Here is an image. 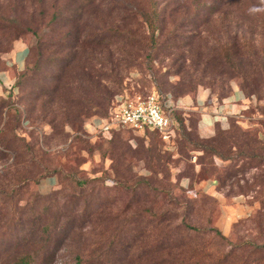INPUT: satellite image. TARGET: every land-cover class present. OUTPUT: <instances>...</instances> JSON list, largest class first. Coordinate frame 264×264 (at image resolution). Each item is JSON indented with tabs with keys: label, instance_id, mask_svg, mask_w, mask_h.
<instances>
[{
	"label": "rangeland",
	"instance_id": "rangeland-1",
	"mask_svg": "<svg viewBox=\"0 0 264 264\" xmlns=\"http://www.w3.org/2000/svg\"><path fill=\"white\" fill-rule=\"evenodd\" d=\"M8 1L0 0L1 43H4L1 39L3 32L15 35L19 31L18 40H22L29 48L33 47V54L38 39L29 31L18 30V22L33 18L40 25L39 31L42 33L48 26L54 3L59 4L64 16L70 15V9L76 5L70 0H46L44 3L40 0H19L15 6H19L22 12H17L12 7L14 3ZM155 1L156 4L162 2ZM214 2L217 1L207 4L209 8H216L218 11H212L209 15L203 12L198 14L193 8L166 15L168 17L165 19L160 40L165 39L168 44H174V47L167 46L163 49H151L146 40L155 27V17L152 16L147 2L145 7L149 8V12L144 17L134 13V7L114 10V0H105L103 6H97L88 17L84 16L83 20H87V33L83 34L80 29V32L74 31L72 37L80 35L79 40L91 39L96 50L92 48L89 53L95 55L101 64H106L103 66L96 63V69L103 73V77L97 79L95 88L84 89L94 100V105L100 108L92 106L82 110L83 114L78 118H74L76 110L74 113L69 112L71 120L68 124L52 129L47 123L34 121L33 118L26 123H19L20 114L15 116L14 110L8 109L10 106L6 104L2 113L0 112V131L6 132V140L16 145L18 154L15 156L10 151L5 156H0V189H11L12 186L7 184L10 179L23 175L30 176L28 190L38 192L39 184L35 180L42 176V167L52 169L61 166L64 178L54 188H58L60 184L72 188L74 180L78 178L101 177L105 184L102 186L97 181V188L102 186L112 189L108 191L111 195L114 194V187L119 188L121 183L128 187L126 191L122 189L126 193L125 198L111 213L128 204L131 206L125 216L134 210L147 207L156 212L168 211L177 214L175 222L185 217L186 222L191 225L218 228L216 223L224 211L218 199L203 187L213 181L215 189L227 203L230 204L235 198L240 202L237 204L239 209L236 214L233 212L235 220L230 231L225 235L218 228L221 233L231 242L248 240L257 245L264 244V89L260 86V73L246 68L251 74L248 79L255 86L254 93L250 94L241 89L243 80L239 75L219 76L221 73L217 69V62L223 59L224 44L229 47L233 43L235 48L244 49L250 40V44L259 45L263 37L258 36V30L253 23L262 19L263 7L258 0H244L239 5L233 0H222L216 4ZM255 2L257 13L251 9ZM249 11L252 12L251 15L243 16ZM72 15L78 13L73 12ZM99 22L105 29L96 30L94 25ZM79 24L81 25V20ZM125 32L131 36L132 46H127L128 36H123L126 35ZM5 38L7 43L0 44V69L7 71L0 78V91L4 96L14 82L19 87L16 95L19 99H27L30 94L35 95L41 89H50L54 85L52 79L63 65L62 56L68 53L67 50L59 49L57 54H53L50 50L43 49L42 57H35L29 70L17 71L8 59L14 41L10 37ZM94 39H100L99 46L96 47ZM149 55L156 59L149 61ZM35 60H38L36 64ZM23 72H26V76L19 78ZM74 84L76 86L77 82ZM155 89L172 91L182 98L178 101L180 129L170 141L162 140L157 133L150 130H120L111 136H103L88 125L91 120L105 112L115 92L121 90L128 95H134L147 94ZM233 91L240 92L242 99L226 103ZM201 94L205 95L204 99L211 98L215 102L227 104L229 113L217 115L216 106L213 105L200 109L196 100ZM4 96L0 95V99L8 101ZM183 97L191 99L184 102ZM20 104L27 106V100H21ZM24 113L25 107L21 112L22 120ZM205 113L215 119L211 132L206 133V136L198 128ZM217 128L234 132L241 139L240 134L243 131L245 136L257 140V143L249 142L251 147H256L257 152L262 154L260 156L263 159L243 158L232 161L237 156V149L234 147H231L229 154L223 152L225 156L228 155L226 160L214 155L207 156L194 142L198 138L213 137ZM247 162L259 164L238 173L224 184L222 178L226 172L242 168L243 164L249 166ZM70 174L74 177L70 178ZM214 179L218 180V188ZM136 181L138 182L135 184ZM150 187L153 189L147 196L146 190ZM132 188L136 191H131ZM50 191L51 189L39 193L46 194ZM133 193L141 195L138 201H131ZM166 194L168 199L179 205L166 203ZM113 226L114 223L106 226L101 224L97 226L95 235L107 236ZM143 243L145 242L134 248L126 247L122 255L128 262L124 264H152L149 260H137L136 254L141 250L138 247ZM74 255L72 246L62 247L49 264H77Z\"/></svg>",
	"mask_w": 264,
	"mask_h": 264
},
{
	"label": "trees",
	"instance_id": "trees-1",
	"mask_svg": "<svg viewBox=\"0 0 264 264\" xmlns=\"http://www.w3.org/2000/svg\"><path fill=\"white\" fill-rule=\"evenodd\" d=\"M18 1L9 0L8 2L14 3L12 4L14 11L22 12L19 6H15ZM40 1L46 2V0ZM70 1L76 5L70 9L68 16L61 13L62 8H59V4H53L54 10L48 26L44 25L46 30L42 33L39 31L40 25L33 18L23 19L17 24L18 30L29 31L38 39L37 46L34 47L35 54L32 51L33 47L27 48L25 66L22 70H29L34 58L42 57L43 49L50 50L53 54H57L59 49L68 52L62 56L63 65L52 79L54 85L50 89H41L35 95L30 94L27 99H19V96H16L19 93V87L17 82H14L8 94L4 96L8 101L0 99V112L6 104L9 105L8 109H13L15 116L20 114L19 123H26L33 118L34 121L47 123L52 129H57L71 120L69 112L74 113L73 111L76 110L74 118H78L83 114L82 110L90 109L92 106L100 108L94 105V100L86 94L84 89L95 88L97 79L103 77V73L96 69V63L103 66L106 64L103 62L101 64L95 55L89 53L92 48L96 50L91 39L79 40L80 35L72 37V34L74 31L77 33L81 30L83 34L87 33L85 31L87 20H83L84 16L88 17L97 6H103L105 0ZM212 1L221 2L222 0H162L157 4L155 0H114L117 5L114 6V10L134 7V13L144 17L149 12V8L145 7L147 2L152 16L155 17V27L146 40L150 43L151 49L156 47L163 49L167 46L174 47V44H168L165 39L160 40L165 28V19L168 17L166 15L185 12L188 8H193L198 14L203 12L209 15L212 11H218L216 8H209L207 3ZM233 1L236 5L244 2V0ZM258 3L262 5L264 12V0H258ZM251 9L257 13L256 2ZM73 12H77L78 15H72ZM251 13V11L246 12L243 16L251 15ZM255 23L253 24L258 30V36L263 37L259 45L250 44V40L247 41L244 49L235 48L233 43H230L229 47H225L224 44L223 59L217 62V69L221 73L219 76L239 75L243 80L241 89L250 94L254 93L255 86L248 79V76H251L248 69L260 73V86L264 89V15ZM67 25L70 26L64 31ZM94 27L97 31L105 29L100 22ZM16 33L9 35L3 32L1 39L6 44L5 36H7L15 42L20 36L19 31ZM125 34L123 36H128L126 37L127 46H132L131 36L127 32ZM158 39L159 42H157ZM94 41L96 47L100 45V39H94ZM4 43L0 40V44ZM155 59L149 55V61ZM37 61L35 60L34 64ZM5 71L4 68L0 69V76ZM23 76H26V72L19 75V78ZM74 82H77L76 86ZM122 92L124 91L119 90L113 94L107 109L98 117L108 115L113 97ZM162 92H168L175 99L178 98V95L172 91ZM21 100H27V106L24 104L23 120L21 112L24 107L20 104ZM178 113L177 111V130L180 129ZM119 131L114 130L109 135ZM152 132L157 133L161 138L157 131ZM5 133L0 131V156H5L10 151L16 156L18 149L16 145L8 143ZM240 135L242 139L235 136L234 132H225L217 128L213 137L198 138L194 145L203 150L207 156L214 155L222 160L228 158V155L225 156L224 153H231V147L237 149V156L232 161L236 162L243 158L263 159L260 156L262 154L257 152V148L251 147L250 144V142L258 141L245 136L243 131ZM190 140L193 141L192 138ZM30 159L34 160V158ZM247 163L249 166L243 164L242 168L226 172L222 178L224 184L238 173L257 167L259 164ZM41 173L43 174L40 179L35 180L37 184L46 177H53L56 179V185H59L64 178L61 166L52 169L43 166ZM72 176L74 177L72 174L69 175L70 178ZM29 181H31L30 176L18 175L7 183L12 186L11 189L7 191L0 189V264H49L61 248L66 246L73 247L77 264H124L128 262L122 255L126 247L134 248L142 242L145 243L138 247L141 250L136 254L137 260H149L152 264H264V244L257 245L248 240L231 242L216 227H197L186 222L185 217L175 222L177 214L168 211L156 212L147 207L134 210L125 216V212L131 206L128 204L111 213V210L125 198L126 193L122 189L128 190V187L122 183L119 188L114 187V194L111 195L109 192L112 189L102 187L105 184L102 177L78 178L74 180L72 188L60 184L61 186L51 189L49 193L41 194L39 191L28 190ZM97 181L102 183L100 189L95 184ZM214 181H217L218 188V180L214 179ZM152 189L150 187L146 190L147 196ZM131 191L136 189L132 188ZM140 197V194L133 193L130 199L138 201ZM166 198L168 199L167 194L166 197L164 196V199ZM165 201L179 205L171 199ZM111 223H114V226L107 236L95 235L97 226L101 224L106 226Z\"/></svg>",
	"mask_w": 264,
	"mask_h": 264
},
{
	"label": "built area",
	"instance_id": "built-area-1",
	"mask_svg": "<svg viewBox=\"0 0 264 264\" xmlns=\"http://www.w3.org/2000/svg\"><path fill=\"white\" fill-rule=\"evenodd\" d=\"M10 88L12 86L8 89ZM179 100H181L179 97L175 99L172 94L156 89L147 94L134 95H128L124 91L113 97L107 116L96 117L88 125L103 136L114 130L133 132L150 130L157 131L162 140L170 141L176 137ZM197 105L200 109L216 106L217 115L229 113L225 104L215 102L211 98L198 100Z\"/></svg>",
	"mask_w": 264,
	"mask_h": 264
},
{
	"label": "crops",
	"instance_id": "crops-1",
	"mask_svg": "<svg viewBox=\"0 0 264 264\" xmlns=\"http://www.w3.org/2000/svg\"><path fill=\"white\" fill-rule=\"evenodd\" d=\"M27 44H25L22 40H17L14 42L13 44V48L10 51V53L8 54V59L10 60V62H12L11 64L17 69V70H22L25 66V60H26V56H27ZM7 72V71H5ZM4 72V73H5ZM4 78V76H2ZM1 78V76H0ZM0 95L4 94L0 91ZM204 94H201L200 96H198L197 100H202L204 99ZM183 101H189V99L191 98H187V97H183ZM182 99V98H181ZM242 99V94L240 92H235L233 91L232 94L229 96V98L226 100V103H231V102H238L239 100ZM227 105V104H225ZM214 114V112H212ZM215 115V114H214ZM215 119L213 117H211L209 114L205 113L202 115L199 124H198V128L200 132H203L202 134L206 133H210L213 127V123H214ZM39 191H43V192H47L50 189L54 188L57 184L56 179L53 177H46L44 179H42L39 183ZM37 184V185H38ZM203 187L206 188V191L208 193H210L212 196H214L215 198L218 199V201L221 203L222 206V211H224L222 217L220 218V220L216 223V226L226 235L228 234V232L231 229V225L232 222L235 220V216L233 215L236 214V210L238 205H239V201L237 198L233 199L232 202L229 204L227 203V201L225 200V198L219 194L217 192V190L215 189V184L214 182H209L206 183ZM238 204V205H237Z\"/></svg>",
	"mask_w": 264,
	"mask_h": 264
}]
</instances>
